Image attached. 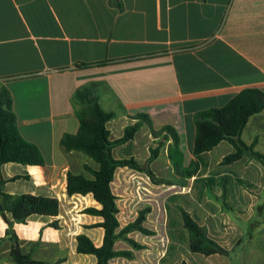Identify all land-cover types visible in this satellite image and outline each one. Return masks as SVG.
Here are the masks:
<instances>
[{"label": "crops", "instance_id": "0c3cea01", "mask_svg": "<svg viewBox=\"0 0 264 264\" xmlns=\"http://www.w3.org/2000/svg\"><path fill=\"white\" fill-rule=\"evenodd\" d=\"M116 1L0 0V84L11 93L20 134L45 159V167L2 166V188L59 200V228L41 216L14 224L20 247L46 264H97L95 255L78 252L77 237L103 245L104 219L85 213L102 205L91 193L67 192L69 172L90 178L84 165L97 166L61 147L65 134L80 129L75 93L93 86L101 107L115 114L107 123L111 140L122 138L138 115L149 118L156 135L143 125L112 154L142 165L153 158L149 167L163 181L129 167L115 170L117 233L149 212L147 233L127 235L140 248L117 240L114 250L131 256L111 263L264 264V166L249 155L222 165L235 152L227 141L194 155L200 112L246 89L264 91V0ZM167 126L179 136L182 168L197 170L191 178L176 172L169 156L175 144L161 132ZM242 139L264 154V111L250 118ZM184 211L228 254L193 252ZM8 227L0 214V264H16Z\"/></svg>", "mask_w": 264, "mask_h": 264}, {"label": "trees", "instance_id": "16d2710c", "mask_svg": "<svg viewBox=\"0 0 264 264\" xmlns=\"http://www.w3.org/2000/svg\"><path fill=\"white\" fill-rule=\"evenodd\" d=\"M115 2H117L115 0ZM74 102L77 107V114L80 121V129L77 134H65L61 139V147L66 153L78 152L91 159L97 168L87 164L84 174L68 173L67 192L70 196L74 194H92L94 199L102 205L100 210L86 209L85 213L101 216L104 221L101 226L105 230L104 242L101 247H96L88 237L79 235L77 237V250L81 254H92L97 257V264H112L111 259L118 256L130 257L128 252H117L114 245L117 240L125 239L134 247L140 248L127 235L133 231L147 233L142 227L146 214L149 210L140 213L138 219L117 233L119 221L117 215L119 209L116 197L111 190V183L114 179L115 170L118 167H129L145 173L153 183L162 184L150 169L149 164L145 165L137 160L120 159L113 157L112 150L116 146L125 144L132 140L143 125H148L154 135L153 126L145 115H138L133 118L137 120L129 125L124 136L117 140L110 139V132L107 123L115 114L106 112L99 102L94 87L89 86L78 90L74 95ZM264 111V91L258 89H246L236 95L225 106L211 108L200 112L196 116V136L194 141V155L200 157L213 150L221 142H229L235 152L227 155L222 165H230L239 161L244 155H249L264 166V154L255 150V143L248 145L243 139V132L250 120L256 114ZM166 132L172 138L175 149L170 150L169 156L178 174L191 178L197 172L193 167L182 168L181 160L176 158L182 154L176 147L179 144V136L172 127H164L161 131ZM157 151H153V156ZM16 163L25 166L45 167V159L39 148L25 140L19 132L17 117L13 110V98L9 90L0 84V168L5 164ZM4 181H0V214L8 222L7 238L12 239L17 245L12 249V258L16 264H46L43 261L32 259L30 254L24 252L20 247V241L14 231L15 223H25L33 216L50 218L49 225L59 228L57 216L59 213V200L57 197H43L31 194L12 196L3 191ZM11 216V220L8 218ZM184 225L191 237V249L193 252L203 255L222 254L227 255L228 251L209 238L205 230L184 211L182 213ZM2 240H0L1 242Z\"/></svg>", "mask_w": 264, "mask_h": 264}, {"label": "rangeland", "instance_id": "374dc122", "mask_svg": "<svg viewBox=\"0 0 264 264\" xmlns=\"http://www.w3.org/2000/svg\"><path fill=\"white\" fill-rule=\"evenodd\" d=\"M185 151H187V149H186V144H185ZM196 165H197V163H195V167H196ZM192 166H194V165H192Z\"/></svg>", "mask_w": 264, "mask_h": 264}]
</instances>
